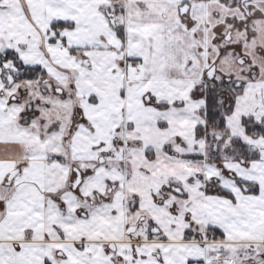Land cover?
<instances>
[{
	"label": "snow or ice",
	"instance_id": "snow-or-ice-1",
	"mask_svg": "<svg viewBox=\"0 0 264 264\" xmlns=\"http://www.w3.org/2000/svg\"><path fill=\"white\" fill-rule=\"evenodd\" d=\"M0 264H264V0H0Z\"/></svg>",
	"mask_w": 264,
	"mask_h": 264
}]
</instances>
